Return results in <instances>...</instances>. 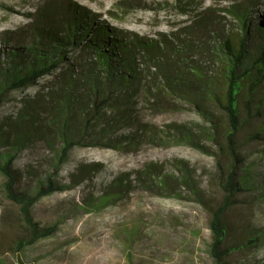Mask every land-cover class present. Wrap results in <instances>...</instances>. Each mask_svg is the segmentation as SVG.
I'll return each instance as SVG.
<instances>
[{"label": "rangeland", "instance_id": "1", "mask_svg": "<svg viewBox=\"0 0 264 264\" xmlns=\"http://www.w3.org/2000/svg\"><path fill=\"white\" fill-rule=\"evenodd\" d=\"M74 7L86 12L95 25L107 26L115 36L136 35L155 44H163L165 39L174 49L182 50L187 43L194 44L200 47L197 51L205 53L199 62L208 72L216 67L207 64L209 57L226 35L243 36L247 31L249 49L253 50L262 42L258 30L264 25V0H0V128L6 132L9 118L15 121L25 103L32 102V113L45 126L41 135L36 134L17 152L13 167L22 176L19 188L35 195L46 176L58 188L32 208L33 220L43 227L55 225V233L21 253L15 252L14 242L26 233L25 223L19 207L0 194V257L4 264H214L208 249L210 210L224 200L221 185L230 161L226 155L221 158L226 173L221 175L217 147L202 135L209 125L195 100L164 99L157 105L152 96L136 93L132 97L136 109L133 125L116 127L110 136L113 144L99 138L83 140L87 116L77 113L69 119L67 129L75 145L63 164L56 166L55 153L63 145L61 132L67 116L59 102L43 99L41 103L39 98L49 89L48 83L64 75L83 43L70 46L64 63L59 64V58L55 69L27 88L5 89L13 77L11 55L15 50L27 57L26 52L34 47H53L38 41V36L45 39L50 34L45 26L51 27L57 40L65 39L67 26L74 25ZM52 21L62 26L59 31ZM85 33L79 31V40H85ZM170 54L158 56V65L166 72L172 66ZM33 59L29 56L26 65ZM197 60L194 54L185 62ZM137 64L145 68L141 57ZM35 100L40 102L33 103ZM213 111L225 120L221 110ZM100 112L109 113V107ZM263 125L264 115L255 117L238 137L243 157L239 178L246 171L251 175L245 185L248 188L231 198L224 221L230 244L249 237L258 242L234 252L229 259L232 264H264V140L249 141V134ZM179 130L194 143L177 141L174 135ZM262 131L264 135V128ZM122 135L135 142L117 141ZM6 147L9 145L0 140V157ZM150 166L156 180L145 176ZM92 167H96L94 173L76 179L83 168ZM184 172L190 175L194 188L181 182ZM121 176L131 183L128 192L106 200V188ZM165 178L168 191L157 185ZM3 182L0 175V185Z\"/></svg>", "mask_w": 264, "mask_h": 264}, {"label": "trees", "instance_id": "2", "mask_svg": "<svg viewBox=\"0 0 264 264\" xmlns=\"http://www.w3.org/2000/svg\"><path fill=\"white\" fill-rule=\"evenodd\" d=\"M71 13L74 17V25L71 27L68 24L65 39L57 40L51 27L46 26L44 30L50 31L49 38L46 36L45 39H41L38 36L39 42L54 45L52 47L48 44L49 50H38L34 47L26 52L27 57L23 56L20 50H15L11 55L13 77L10 83H6L5 89L17 91L27 88L55 69L59 58L61 60L59 64L64 63L70 46L76 42L78 45L84 44L81 45L79 54L75 56V61L69 62L64 75L61 74L58 80L48 83L49 89L43 93L44 97L39 98L41 103L45 102L43 99L59 102L60 109L67 116L63 121L64 128L61 132L60 141L63 145L55 153L56 166L63 164L68 152L75 145L67 129L69 119L77 113L87 116L82 132L83 140L95 141L99 138L113 144L110 136L115 133L116 127L133 125L136 109L132 97L136 93L152 96L157 105L164 103V99L195 100V107L209 125V128L202 129V135L217 147L221 175L227 173L226 180L221 185L224 200L218 207L210 210L209 255L214 264H232L229 259L234 252L258 242L257 238L249 237L247 240H240L238 244H230L229 228L224 219L230 208L231 198L239 191L248 188L245 185H249L250 181L251 172L246 171V175L242 176V179L239 178L243 157L240 154L238 137L255 117L261 119L264 115V25H260L258 30L262 42L258 45L259 48L254 50L249 49L247 31L244 30L243 36L232 33L226 35L216 46L214 54L209 57L207 64L213 63L216 67L208 72L199 62L203 60L205 53L202 50L197 51L196 49L200 47L195 48L194 44L186 42L184 50L182 48L175 50L164 38L163 44H155L152 41H143L136 35L132 38L124 35L115 36L107 26L95 25L86 12L74 7ZM52 23L57 25L58 31L62 27L59 23L53 21ZM40 30L42 31L43 27ZM84 30L85 40H79V31L85 32ZM170 52L173 61L171 68L166 72L158 65V56L167 57ZM27 54L34 57L33 62L28 65H26V60L29 59ZM194 54L198 55V62H185L191 60ZM139 57L145 63L143 70L137 64ZM24 70L27 72H19ZM38 102L40 101H33V103ZM31 106L32 102H26L15 121L9 118L11 122L6 132L0 128L1 142L9 145L6 147V153L0 157V175L4 177V182L0 185V194L3 199L19 207L26 227V233L20 235L14 242L15 252L18 253L27 246L51 237L56 230L55 225L40 226L32 216L34 205L41 198L52 195L58 190L50 176L45 177L44 182L37 186L35 195H32L19 188L22 176L13 167L17 152L22 145L30 143L36 134L41 135L42 127L45 126V122L32 113ZM105 106L109 107V113L102 115L100 111ZM213 108L221 110L225 120L216 117ZM89 112L92 114L90 117ZM263 128L264 125L253 130L249 134L251 139L249 141L264 140ZM177 132L178 135H174L177 141L194 143L191 136L181 130ZM196 137L199 139V136ZM124 138L127 140V145L129 142L131 144L135 142L123 135L116 140L126 141ZM133 138L138 140L136 137ZM225 155L230 161L226 173L221 161ZM153 169L154 167L150 166V171H145V176L150 180L151 178L156 180ZM94 170L96 167L83 168L76 179H85L86 176L94 173ZM180 180L189 188L195 187L190 175L185 172L182 173ZM166 181L168 178L157 182L164 191H168ZM130 185L131 183L123 176L119 177L106 188V200L112 201L119 193H127ZM0 264H4L1 257ZM18 264L24 263L19 261Z\"/></svg>", "mask_w": 264, "mask_h": 264}]
</instances>
